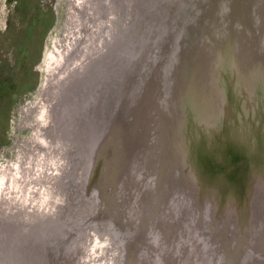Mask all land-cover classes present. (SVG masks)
<instances>
[{
	"label": "bare ground",
	"instance_id": "obj_1",
	"mask_svg": "<svg viewBox=\"0 0 264 264\" xmlns=\"http://www.w3.org/2000/svg\"><path fill=\"white\" fill-rule=\"evenodd\" d=\"M114 1L115 0H82L79 2L80 5L75 6V7L72 6V8H71V9H73L72 16H73L74 20L76 19L79 23V24H77L76 22L73 21L74 24L72 26L76 25L77 29H80L82 33H80V35L78 34L79 35L78 37L76 35H73V32L70 33V35H69V37L66 40L65 45H64V51H65L64 54H63V51L57 54V57H56L57 61H56V68H55L56 70L55 69H54L55 71L52 70L53 71L52 73L54 74L55 77L53 76L54 79H52V81L50 80V84H51V87L53 86L52 87L53 89L46 91V93H45L46 94L45 102L48 103V107L45 108V119H44L45 122H44V124L45 123H47V124H46V128L41 129V134L43 135L44 145L46 146V148L48 150L52 151L53 153L56 152L57 155H59V154L65 155L64 158L66 159V162H65L66 166H67V164L70 163V162H68V160L70 161V158H72V157L74 158V161L76 164L74 166H76L75 168H76L77 172H79L78 173L79 181L82 182V183L81 182L79 183V188H77L74 192L75 196L74 195L73 196H74L75 203L77 202V199H78L77 198L78 197L77 192L80 194L84 192L82 190V188L84 187L83 185H86V188L88 189V194H90L94 197L99 196V193H101L100 194L102 196L101 201L106 205V208L103 210L104 213H102L98 219H96V220L94 219L93 221L90 222L91 224L94 223L92 226H95L98 228L102 227V229L100 231L103 233H106V234L111 232L113 227L116 229L118 228L120 230V232L117 233V237H119L118 234H121L123 232H129V233H127L129 239L128 238L126 239V240H129L128 241L129 243H127L126 240L123 241L122 239L116 237L120 241V242L118 241V243L120 244V249L122 248V251H119V252H121V257L124 256V258L128 259V261H129V262L127 261L125 263L126 264H129V263L130 264H153V261H152V263L150 261H146V258H144L142 256L143 253L141 251L138 252V250L140 249L139 246H140L141 240H142V238L145 237V234L147 233L149 236L148 241H147L148 242L147 248L149 250L151 249L153 251H156L158 248H161L162 250L166 251V255H167V250H170V248L173 244H174V246H173L174 250H177L178 247L180 246L179 242L181 241V239H178L180 237L179 233H181V235L184 236V231H185V234H187V235L193 231L192 230L193 221H191V218H189V217H188L189 218L188 219L186 217V215H182V217H180L179 221L177 222V225L175 228L176 230L178 228L179 231L177 233H174V234H171V232H170V234L172 236L169 239H167L165 236H163V234H165V233H163V232H165V231H163V225L160 226V225H156V223H155L156 212H153L154 206L152 205L150 207L153 209V210H151V212H153V214L149 213V215H148L149 206L144 207L142 205V202L140 204H138L139 197H140V199H142V197L144 195L149 194V191L147 190L148 187L143 188V187H145V185L143 184V181L145 180L146 176H152V175H155V173L158 174L159 171H162L163 175L167 176L168 178L173 176L174 178L179 179V177H181L183 180H180V181H182V183L185 186H187L188 188H189V186H191V185H189L190 184L189 179H191L192 181L198 182V178H197L198 176L197 175H200L201 178H204V179L209 178L210 180H212V178L214 177L216 181H219V182L226 184L228 181L226 178H224L222 176V174H220V172L224 171V175L227 178H229V180H230L235 173L234 166H232V164L234 162H236V160L239 159L238 164H236V166H235L237 175L239 177L238 181L235 180V177H233V180L229 181V186H226V187L223 186V188L224 189L229 188V189L233 190L235 192V194H239L240 191H242L244 189L243 188L244 183L242 184V182L244 181L243 177H247V179H249V181H250L249 182V186H250L249 192L252 193L251 196L254 195L256 197V196H258V192H256L255 187H253L254 179H252V177L256 173H258L259 170L256 167L255 168H252V166L250 167V165H249V167L246 166L247 163H245V162L248 160V155H246V152L243 149H240V148L236 149V150L233 149L235 147H241L240 141L238 139H235V141L231 144V146L233 147L232 149L234 150V152L231 154L232 157L231 156H225L223 159H221V161H215V162L214 161L210 162L208 158L206 159L205 158L206 153L203 150V146L208 145V144H204V143L208 141L209 137L207 135H205L203 132L195 133V134H198L200 136V138H197L196 136L189 137L190 132H187L188 129H182V126L179 125L180 122L174 121V117H175L174 112L171 108V105H169V103L166 101L165 95H163L162 98L160 97L162 100L161 99L156 100L157 108L159 110H161L162 112H164L165 114L167 111L168 116L170 117V119L173 122L171 120L167 119L166 120L167 125H165L164 122L160 120V116L162 114L158 111H157V113H154V114L151 113V114L147 115L148 110L153 111V106H154L152 88H148V90H146V97H145V99L142 100V110L144 112L143 113L144 118L141 119V123L144 126L143 127L144 130H142V132L140 134H138L137 141L135 142L133 140L132 135H131V131L122 125L120 128L121 129L123 128L124 131L123 130L121 131V129H120V131H118V134L120 135V137L122 139V140H120L119 145H117L118 150L117 149L114 150V147L116 146L115 143H113L111 146L109 145L110 144V137H111L110 136L111 135V127H109L110 126L109 120L111 119L112 122L113 121H122V119H120V118H122L121 116L123 115L120 111L116 110V108L112 111V114L114 113L113 114L114 116L111 114V116L109 117L108 112H107V110L109 111V109H110L108 106L111 103V96H112V90H113L112 86L114 84V78L118 76L119 71H120V75H121V72L123 75L124 55H125V51H123V46H122L121 51L118 53V59L116 57V49H117L116 44L117 43L114 39L115 35L112 36V33L115 32L116 29L119 27V24H117V22L119 23V17H117L115 15L114 8L111 7L112 4L113 5L116 4V3H114ZM250 1L255 2V0H250ZM109 2L112 4L110 5ZM117 2H118V0H117ZM126 3H127V1H126ZM131 4L134 5L133 3H131ZM249 5H250V2H249V0H247L244 3V6L242 7L243 12L241 14L239 13L238 8H236L237 6L232 5V7H230L228 10L230 12L229 15L227 14V12L222 11L220 14V17H219L218 13H216L217 15L212 16V18H210V16H208V18H206L203 21L204 24H202L201 32L198 36V39H196V41L193 43V45L191 47L192 52L190 53V57L193 54V52L197 49V47L199 46L200 50L204 49V53H203L202 58L203 59H206V58L209 59L207 61L204 60L205 64L208 63L209 65H211L213 67L214 66H216V67L221 66L224 64L226 66V72L227 71L231 72L230 75H231L232 79H235L238 84L244 83L247 85V86L246 85H244V86L250 90V93H251L250 97L252 99L251 103L253 104V106L255 108V109H253V114H255V116L252 117V119H251L253 130L249 133V136H250V139L254 140V142H255L256 140H258L261 137L260 132L262 130H264V49H260L264 45V30H261L262 32L256 30L257 21H256L255 17L253 16V11L251 10ZM184 6L185 5H183V8H184ZM200 6H203V4H201ZM200 6H198V7H200ZM203 7H201V8H203ZM261 8H262L263 12L261 15V11H260V15L264 21V4H263V7H261ZM178 11H180V8L178 9ZM196 13H197V11H196ZM202 14H203V12L201 11L200 15H202ZM244 14H246V16ZM192 15L193 14H191L190 16H192ZM129 17H130V12L128 10L125 12V8H124L123 9L122 26H123V23H124V25L126 24L125 21H126V19L128 21ZM240 17H241V21H242L241 23H240V21L236 20V19H240ZM195 19H199V17L195 16ZM84 21L86 23H83ZM259 24H260V26L264 27L263 23H259ZM263 27H261V28L263 29ZM131 28L132 27L128 25L127 28H125L126 30L125 29L123 30L122 43L124 42V34L126 33V31H127V33H129V30ZM256 41H257V43H256ZM220 72H221V69H219L216 72V75H220L219 77H222L223 74H221ZM105 75H106L105 82H106L107 87L105 88L106 90H104V92H103L102 86L105 83V82L103 83ZM210 75H213L212 71H211ZM224 77H225V75H224ZM187 84L188 83H186V82L185 83L181 82L182 86L183 85L187 86ZM45 89H47V88H45ZM241 94L243 95V98L247 97L246 92L243 91ZM145 103H146V106H145ZM90 108H93V109H90ZM85 111H87L86 114H84ZM233 112H234V109H232V113ZM167 114H166V117H167ZM259 114L261 116L262 115L263 116L260 117ZM146 115H147V122L145 120ZM125 118H126V115L124 114L123 115V122L124 123H126ZM241 118H244V115H242ZM157 121H159L158 125H157ZM244 121H246V117L244 118ZM26 122H28V121H26ZM85 122L88 123V128H86ZM105 123L107 124V127L105 126ZM164 126L166 127V129H168V137H166V135L163 136V130H165ZM94 129H95V131H94ZM188 133H189V135H188ZM102 136H105V137L107 136L106 142H103L105 140L104 139L102 140ZM164 137H166V138H164ZM187 137H189V138H187ZM36 138H37V136H36ZM83 138L85 139L84 147H81V149H80L79 144ZM160 138H161V140H160ZM157 139L159 140V142L158 141L156 142ZM150 140L152 141V143L150 142ZM205 140H207V141H205ZM211 141H212V139H211ZM42 142H43V140H42ZM71 142H73V144H70ZM242 142L245 143V145L247 144V147L246 148L244 147L245 149H247V148L250 149L253 146V143L247 141L245 138H242ZM214 143L222 146V143H220L219 141H216ZM30 145H31V143H30ZM39 146H41V144H39ZM73 146H74V149H73ZM81 146H82V144H81ZM92 148H93V150H92ZM35 150H37V149L35 148ZM33 151H34V147H33ZM79 151H81L80 153L82 154V157L87 161V164H88L87 169H85V172L82 169H79V161L81 164V159H82L80 157L81 154L79 153ZM84 151H85V153H84ZM28 152H29V150H28ZM38 152H39V148H38ZM33 153H35V152H33ZM190 153H192L191 155H193V160H192L193 163L190 164L189 162L188 163L186 162L187 163L186 164V173L185 174L179 173L178 176H176V171H179V167L177 165H179L182 169H185V166L182 167V162L185 159H186V161L188 160ZM193 153H195V155ZM226 153H229L228 149H226L225 154H222V155H227ZM50 154H51V152H50ZM96 155L99 159L98 162L96 161V158H95ZM34 156H35V154H34ZM220 156H221V154H220ZM39 157H41V156H39ZM56 157H59V156L55 155V158ZM212 157L214 158V156H212ZM23 158H24V155H23ZM38 158H36V159H38ZM47 158H46V160H47ZM232 158L235 160H232ZM227 160H229V161H227ZM31 161L33 162V160H31ZM61 161H63V160H61ZM12 162L14 164L15 160ZM60 163H62V162H60ZM127 163L133 167L132 175L126 170V171H124L123 175L121 176L120 173L124 169V164H125V168L128 167V166H126ZM52 164H53V162H52ZM12 165H10V166H12ZM22 165H23V163H22ZM32 165L35 166V163ZM36 165H38L37 161H36ZM188 165L191 168L188 167ZM1 167H2V165H1ZM22 167H25V165L21 166L20 168H22ZM16 168H17V166H16ZM66 168H68V167H66ZM107 168H110L111 171H117L116 176H120V179H118L117 182L115 181L116 183H114V181H113L114 185H112V183H110L108 180L105 181L106 184H104L103 183L104 181L97 174V171L99 169L106 171L105 169H107ZM29 169H30V167H29ZM37 169L38 168H36V171H37ZM142 169H143V171H144V169L146 171L145 172L140 171ZM19 170H21V169H19ZM26 171H28V170H26ZM41 171L42 170H40V174H41ZM46 171L47 170H45V172ZM59 171H62V170L59 169ZM38 172H39V169H38ZM139 172H140V174H139ZM142 172L144 174L146 173L144 175V180H142L143 179ZM19 173H20V171H19ZM57 173H55V174H57ZM64 173H65V170H64ZM64 173L61 172L60 174H57L58 175L57 178L55 177L56 181L54 180V186L58 185L57 189L60 188L61 191H59L60 189L58 191L62 193V196L60 198L61 201L59 200L60 205L59 206L57 205L59 207V210H57V211L53 210L52 212L41 211L38 214L34 213L35 215L31 213L33 216L30 214L31 215L30 219L33 223L28 222V224L30 223L29 227L26 226V227H28V229L25 232H23V233H26L25 238H24V243H27V241H28L27 235L31 234V237H32V239H31L32 243L31 244L33 246H38V247L33 248V249L30 248L28 254L23 252V250L19 249V248L16 252L17 254L13 253V251H12V253H10V256H11L12 261L15 262V264H25L26 260H27L26 264H51V261H50L51 260V258H50L51 253H53L54 250L58 248V244L61 243V240L59 237L55 236L58 234L56 232H54L51 235H49L51 238L50 242L45 243V242L41 241L40 240L41 236L38 237L37 232H38V230L41 231L42 227L45 228L46 226L44 224L41 227L38 223H35V221H39L42 218H44V220L46 219L48 222H50V220H54L55 217L58 216V214H60L59 218H61L60 217L61 214H62V216L65 214V213L63 214V211L65 210L66 207H65V205L63 206V204L67 202V198H66L67 196L65 195V191L62 190V188L64 186L66 187V183L69 182L68 181L69 178L67 175H65L66 177L63 176ZM22 174H24V173H21L20 175H22ZM34 174H37V173L34 172ZM40 174H39V176H40ZM74 174H76V173H74ZM6 175L8 177V173ZM20 175H18V177ZM24 175H26V173ZM24 175H22V176H24ZM32 175L33 174H31V177H32ZM18 177H16V178H18ZM25 177H22V179ZM29 177L30 176L28 175V179H30ZM51 177L52 176H50V178ZM64 177H65V179H64ZM10 179H12V178H10ZM36 179H38V178H36ZM47 179H46V181H47ZM51 179H50V181L48 180L49 183L53 182V181H51ZM7 180H8V178H7ZM82 180H84V182ZM4 181L7 183L6 180H4ZM25 181H27V178H26V180L24 179V182ZM30 181L31 180H29V182ZM36 181L37 180H35L34 182L36 183ZM154 181H155V177H153V186H154ZM32 182H33V180H32ZM15 184H17L16 181H15ZM51 184H53V183H51ZM21 186H22V184H21ZM27 186L23 185L22 187L25 188ZM261 186H263L262 187L263 192H261V193H264V183ZM51 187L52 186L50 185V188ZM193 187L194 186L192 185L191 188L193 189V191H196L197 190L196 187H194V188ZM40 188H41V186H40ZM44 188L45 187H43L42 190H44ZM35 189H36V187H35ZM57 189L55 192H57ZM181 189H184L183 186L181 187ZM53 190H54V188H53ZM22 192L23 191H21V193ZM25 192L27 193V191H25ZM25 192H23V193H25ZM133 192H135V194H133ZM208 192L209 191H207V189H206L204 196H208L209 195ZM21 193L20 194L18 193V194L21 196L22 195ZM39 193H40V191H38V194ZM84 193H86V192H84ZM52 194H54V193H52ZM23 195L25 196V194H23ZM114 195H116L117 198L122 197V196H127V195L128 196H132V195L135 196V199L138 198V200L136 199L137 200L136 202L138 204V209H136V211L133 213L132 217H135L137 219L136 215H139L142 212H144L142 214L144 218H147V216H148V219L153 218L152 220H154V221H150V222L144 221L143 222L144 226L141 227V226L137 225L138 228H135V229H131V228H133L132 225L134 223H137V220L135 218H133L132 224L129 221L130 224L128 222H126V224H124V222H123L121 225L120 219L118 218V216L120 215L119 212L118 211H111L113 216H110L109 211H108V209L111 208L112 205H114V202H115L114 201L115 200ZM107 196L108 197L110 196V198H108ZM3 197H0V199H3ZM103 197H104V199H103ZM210 197H212V195H210ZM17 198H18V196H17ZM26 198H27V196H26ZM32 198H33V196H32ZM37 198H39V197H37ZM41 198L43 199L44 197H41ZM13 199H12V201H14ZM19 199H20V197H19ZM90 199H91V203H93V199L92 198H90ZM8 201H11V200L8 199ZM26 201H25V203H26ZM33 201H34V199H33ZM41 201H43V200H41ZM50 201H52V203H53V200H50ZM14 202H12V203H14ZM17 202L20 203L19 201H17ZM40 202H38V203H40ZM48 202L46 203V205H44L45 207L47 206ZM21 203H22V201H21ZM26 204H28V203H26ZM83 204H85V203H83ZM24 205L25 204H23L22 206H24ZM76 205H77V203H76ZM39 206H40V204H39ZM20 207H18V209H20ZM28 208H30V207L28 206ZM4 209H5V207L3 208V211H4ZM77 209L78 208L76 207L75 218L80 217L79 215L77 216V212L78 213L80 212V210L77 211ZM15 210L18 211L17 207ZM10 212H11V210L9 211V214H10ZM15 212H13V213H15ZM32 212H33V210H32ZM92 212H93V210H92ZM16 213H19V212H16ZM207 213L208 212L206 211L205 212L206 216H204V217H207ZM0 214H3V212ZM6 214H8V213L6 212ZM44 214L45 215L47 214V216H44ZM67 214H69V213H67ZM104 214H109V216L111 217V219L108 217L109 218V224H105V221H108V220L102 219L101 216ZM170 214H171V212L169 213V217H170ZM3 216L4 215H2V217ZM5 216L7 217V215H5ZM65 217H69V216L65 214ZM28 219H29V217H28ZM24 220H26V219H24ZM72 220H73V218H72ZM102 220H105V221H102ZM0 221H1L0 226H6L5 228H7V226H11V224H10L11 220H10V222L3 221L2 219ZM134 221H136V222H134ZM4 222H6V223H4ZM12 222H14V221L12 220ZM18 223H19V221H18ZM76 223H77L76 221L73 222V224H76ZM114 223H115V225H114ZM13 224L15 225V222ZM22 224H24V223H22ZM28 224L26 223L24 225H28ZM31 224H34V225H31ZM250 224L251 223H248V230L244 234H242L243 237L246 236L248 239L250 238L249 230L254 229L252 224L251 225ZM17 225L19 226V225H21V223H19ZM123 226H126L125 230L123 229L124 228ZM151 227H154L153 232H151L152 229H149ZM3 229H4V227L0 228V243H1L0 244V254L4 253L6 248L9 249L8 248V246H9L8 235H7V232H5L6 229H4V232H2ZM116 229L114 232H116ZM201 229L204 230L205 228L203 227ZM201 229H199V230L201 231ZM77 232L78 231H73V233H77ZM167 232H169V231H167ZM70 233H72V231ZM172 233H173V231H172ZM219 233L222 234V232H219ZM150 234H151V236H150ZM68 235L71 236V234H68ZM255 236L253 238L254 240L253 239L246 240V238H245V240L243 239V241H241V243L244 244L245 247H242V246L241 247L240 246L235 247L234 245L231 246L230 242L235 243V241H234L235 238H233V236L230 237L231 239H229V237H228L227 240H223L222 241L223 248H220L219 251H221V250L225 251L226 254L221 253L219 258H217L218 261H215L216 259H214L211 264H225L226 257H228L230 259V262H229L230 264H236L238 257H240V262H241L240 264H264V243L263 244L260 243L261 246H258L256 244L258 241H256ZM150 237H152V238H150ZM161 237H162V244L158 245V246L156 245V247H154L153 242L155 240L159 241L161 239ZM263 237H264V235H263ZM196 238H197V235L195 234V240H196ZM66 241H67V239L64 242H66ZM248 241L250 243L254 244V245L250 246L249 248L250 249L254 248V250L256 252L250 251L249 253H247L245 251L247 244H249ZM69 242L70 241H68V243ZM123 242H124V247H126V253H125V250L123 249L124 248ZM68 243H67V245L63 246L64 247V254L61 257V259H62L60 262L61 264H68V261L70 262L71 258H72V260H75L77 258L75 256H77V254L79 253L78 252L79 250L78 251L76 250L78 252L77 253L73 249L75 247L70 248L68 250L67 249ZM79 243H81V242H79ZM22 244H23V242H22ZM237 245H238V243H237ZM79 246H81V245L79 244ZM198 247H199V249L197 248V250L198 251L200 250V252L198 253V251H196V257L199 259V261H201V259H202V263L204 262L203 264H208L207 260L213 257V255L211 253L212 252L211 249L207 250L208 248H207V246H205V242L202 244H199ZM85 249L83 251H85ZM1 250H3L4 252ZM47 250H49L50 252L47 253ZM203 250H204V252H203ZM73 251L76 252V253H74V255H73ZM35 252H39V253H35ZM202 252H203V254H202ZM209 252H210V254H209ZM69 255L71 256L70 259H68ZM139 255H140V257H138ZM209 255H211V256H209ZM108 256H109V254H108ZM1 257L2 256L0 255V258ZM74 257H75V259H73ZM32 258H34V262H32V260H31ZM159 258L161 259V256ZM84 259H85V256H84ZM89 259L90 258H88V260ZM12 261H11V263H12ZM117 261H116V264H122L121 261H119V260H117ZM71 262H73V261H71ZM170 262H172V261H170Z\"/></svg>",
	"mask_w": 264,
	"mask_h": 264
},
{
	"label": "rangeland",
	"instance_id": "obj_2",
	"mask_svg": "<svg viewBox=\"0 0 264 264\" xmlns=\"http://www.w3.org/2000/svg\"><path fill=\"white\" fill-rule=\"evenodd\" d=\"M80 1H82V0H0V171H1L0 172V180H1L0 181L1 182L0 183V186H1L0 187V197L6 196L5 198L3 197V199H0V208L2 207L0 210L3 212V214H0V220L2 219L3 221H7V222H10V220H11V222H10L11 226H7V229L5 231V232H7V235H8V240H9L8 248L9 249L6 248L5 252L3 250H1L4 253L0 254L2 256L0 258V264H12V263L15 264V262H13L11 259L10 253H12V251H13V253L17 254L16 252H17L18 248L22 249L23 252L28 254L30 248L33 249V248L38 247V246H33L31 244L32 243L31 234L27 235L28 241H27V243H24V238H25L26 233H23V232H25L28 229L30 223H33L30 219L32 214H34V213L38 214L41 211L52 212L53 210H55V211L59 210V207H58L60 205L59 200L62 196V193L59 192V191H61L60 188H59L60 190L57 189L58 185L54 186V180L57 178V176H58L57 174H60L61 172L64 173V170H65V173L63 174V176L67 175L69 178L68 179L69 182L66 183V187L64 186L62 188V190L65 191V195L67 196L66 197L67 202L63 204V206L65 205V207H66L65 210L63 211V214L65 213L69 217H65V214L62 216V214H61V216H60L61 218H59L60 214H58V216H56L54 220H50V222H48L46 219H45L46 220L45 221L44 218H42L43 220L41 219L42 221L41 220L35 221V223H38L41 227L44 224L46 226L45 228L42 227L41 231L38 230V232H37L38 237L41 236L40 237L41 241H43L45 243L50 242L51 238L49 235H51L54 232H56L58 234L55 236L59 237L61 240V243L58 244V248L55 249L53 253H51V257H50L51 258V260H50L51 264H59L61 262V260H62L61 257L64 254V247L63 246L67 245L68 241H70V242L68 243L67 249L69 250L70 248L75 247L73 249L75 251L79 250L78 252L80 253L79 254L76 251L78 254H77V256H75V257H77L76 259H75V257L73 258L75 260H72L71 256L69 255L68 259H70V258L71 259H70V262L68 261V264H116L117 260L121 261L122 264H126L125 262L128 261V259L124 258V256L121 257V252H119V251H122V248L120 249V244L118 243L119 239H117V238H120L123 241L126 240L127 238L129 239L128 234H127L129 232H123L122 231L123 233L118 234L119 237H117V233L120 232V230L118 228L116 229L113 227L112 231L109 232L108 233L109 235H108V234L100 231L102 229V227L98 228V227L92 226L94 223L91 224L90 222L93 221L94 219L95 220L98 219L100 217V215L102 213H104L103 210L106 208V205L101 201V199H102V196L100 195L101 193H99V196L94 197V196L88 194V189L86 188V185H83L84 187L82 186L83 187L82 190L86 193L83 192L80 194L77 192V196H78L77 198L78 199H77V202H76L77 205H76L75 200H74V196H75L74 192L77 188H79V183L81 181H79V178H78L79 172H77V170L75 168L76 166H74V165H76L74 158L73 157L70 158V161L68 160V162H70L69 163L70 165L67 164V166H66V163H65L66 159L64 158L65 155H61V154L57 155L56 152L53 153L52 151L48 150L46 148V146L44 145L43 135L41 134V129L46 128V124H47V123L44 124V122H45V120H44L45 119V108L48 107V103L45 102V98H46L45 93H46V91L53 89L52 88L53 86L51 87L50 80L52 81V79H54V77H55L54 74L52 73L53 72L52 70H54L56 68L57 54L62 52V51L64 54V52H65L64 51V45H65V42L68 39L70 33L73 32V35H76L77 37L80 35V33H82L80 29H77L76 25L72 26L74 24V22H76L77 24H79V23L76 19L74 20V18L72 16L73 9H71V8H72V6L75 7V6L80 5V3H79ZM126 1H127V3H126ZM260 2H261V0L256 1V3H260ZM262 2L264 3V0H262ZM114 3H116V4L113 5L112 3H110V5L112 4L111 7L114 8L115 15L117 17H119V23L117 22V24H119V27L116 29L115 32L112 33V36L115 35L114 39L117 43L116 45L118 47H121L123 30L125 28H127V26L130 25L132 22V18H130V17H131V11H133V6L131 3L134 4V8H135V5H136V7H138L140 0H132V1L131 0H129V1L128 0H118V2H117V0H115ZM124 8H125V12L127 10L130 11V17H129L128 21L126 19V21H125L126 24L124 25V23H123V26H122L123 9ZM83 23H86V22L84 21ZM105 79H106V75L104 76L103 83L105 82ZM104 84L102 86L103 92H104V90H106L105 87H107L106 82ZM45 88H47V89H45ZM25 120L28 122H26ZM187 132H190L189 137L196 136L197 138H200V136L198 134L194 133V130H188ZM188 135H189V133H188ZM205 135H208V134H205ZM36 136H37V138H36ZM189 137H187V138H189ZM208 137L209 138H208L207 142L209 143V142H211V136H208ZM42 140H43V142H42ZM84 142H85V139L83 138L79 144L80 149H81V147H84ZM212 142H214V141H212ZM30 143H31V145H30ZM39 144H41V146H39ZM70 144H73V142H71ZM81 144H82V146H81ZM33 147H34V151H33ZM35 148L37 150H35ZM38 148H39V152H38ZM73 149H74V146H73ZM28 150H29V152H28ZM33 152H35V153H33ZM50 152H51V154H50ZM80 152L81 151H79V153ZM84 153H85V151H84ZM34 154H35V156H34ZM191 154L192 153L189 154L190 155L189 156L190 161L193 160V155H191ZM193 154L195 155V153H193ZM23 155H24V158H23ZM55 155L59 156V157L55 158ZM39 156H41V157H39ZM80 157L82 159H81V164L79 161V169H82L85 172V169H87L88 164H87V161L82 157V154ZM36 158H38V159H36ZM46 158H47V160H46ZM60 159L63 161H61ZM14 160H15V162L13 164L12 161H14ZM31 160H33V162L35 163V166L32 165L34 163ZM36 161H37L38 165H36ZM52 162H53V164H52ZM60 162H62V163H60ZM22 163H23V165H22ZM1 165H2V167H1ZM10 165H12V166H10ZM24 165H25V167L20 168L21 166H24ZM16 166H17V168H16ZM29 167H30V169H29ZM35 167L39 169V172H38V169L36 171ZM66 167H68V168H66ZM18 168L21 170H19ZM59 169L62 171H59ZM24 170L25 171L28 170V171L25 172ZM40 170H42L41 174H40ZM45 170H47V171L45 172ZM19 171H20V173H19ZM140 171H143V169ZM145 171L146 170L144 169L143 172H145ZM34 172L37 174H34ZM54 172L55 173L58 172V173L55 174ZM143 172H142V174H143L142 180H144V175L146 174V173L144 174ZM7 173H8V177L6 175ZM16 173L18 175H20L21 173H24V174L26 173L27 176L22 174L24 176L20 175L19 176L20 178H19ZM74 173H76V174H74ZM31 174H33L34 176L32 175V177H31ZM39 174H40V176H39ZM139 174H140V172H139ZM28 175L30 176L29 177L30 179H28ZM50 176H52L53 178L51 177L52 178L51 179ZM16 177H18V178H16ZM22 177H25V178L22 179ZM65 177H64V179H65ZM153 177H155L154 186H153ZM7 178H8V180H7ZM10 178H12V179H10ZM26 178H27V181L24 182V179L26 180ZM36 178H38V179H36ZM49 178L51 179V181H53V182H51L53 184L49 183V181H50ZM46 179H47V181H46ZM4 180H6L8 184ZM29 180H31V181L29 182ZM32 180H33V182H32ZM35 180H37L36 183L34 182ZM180 180H183V179L181 177H179V179L173 178L172 176L168 178L167 176L163 175L162 171H160L158 174L155 173V175H152V176H146L145 180L143 181V184L145 185V187H143V186L142 187L143 188L148 187L147 190L149 191V194L144 195L142 197V199H140V197H139V200H138V198H136L138 200V204H140L142 202V205L144 207L149 206L148 215H149V213L153 214V212H156L155 223H156V225H160V226L163 225V231H165L163 233H165V234H163V233L162 234L167 239H169L172 236L171 234L177 233L179 231L178 228H177V230L175 228H176L177 222L179 221L180 217H182V215H186L187 218L188 217L191 218V221H193L192 230L194 227H196L199 224V221L201 219H203L204 216H206L205 215L206 211L208 212L207 215L213 213L212 216H214L213 220L215 222H213V221L212 222L214 224L211 225V223H210L211 221H209L207 219V217H205V221L209 222V230L208 231L201 229V228L205 227V224L202 223V225L199 224V225H201L199 228V229H201V231L197 228V229L193 230L194 232L192 231L186 236H185V231H184V236H182L181 233H179L180 237L178 239H181V241L179 242L180 246L178 247L177 250H174L173 249L174 244H173L171 246L170 250H167V255H166V251L162 250L161 248H158L156 251H153L151 249H150L151 250L150 251L147 248V246H148L147 241H148L149 236L146 233L145 237L142 238V240H141V243L139 246L140 249L138 250V252L141 251L143 253L142 256L144 258H146V261H150L151 263L153 261V264L154 263L155 264H177V263L178 264H203L204 262L202 263V259H201V261H199V259L196 257V251H198L197 248L199 249V247H198L199 244H202L205 242V246H207V248H208L207 250L211 249V251H212L211 253H212L213 257L212 258L209 257L210 259L207 260V263L211 264L212 259L215 256H217L218 253H219V256L221 253L226 254L225 251H222V250L219 251L220 248H223V246H222L223 240H220L219 237H217L219 235V232L226 230L225 232H227V234H226L227 239H228V237H229V239H231L230 238L231 235L229 236V232H231V230H232V234H235L237 232H240V234H243L242 231L246 232L248 230V222L246 221L247 220V214L244 211H237L239 209V204H241V202L239 203V200H237L234 205L231 203V205L228 206V208L230 210L229 211V216H230L229 220L230 221H228L226 219L229 222V223L227 222L228 224H226L227 228H225V226L222 227V223L225 221L224 220L225 215L224 214L222 215V213L216 214L213 212L212 209L209 208L210 207L209 201L206 199V196H204V193L207 189V191H209L208 193L215 194L218 197L217 198L218 201H221L223 196H226V194H225L226 192H224L225 190L223 191V183L216 181V180H213V182L211 183L210 179L206 180V182H205V180H202L201 178L198 179V182L192 181L191 179H189L190 180L189 185H191V186L193 185L197 189L196 191H193L191 186H189V188H188ZM15 181L17 184H15ZM82 181L84 182V180H82ZM21 184H22V186L23 185L27 186L28 184L30 186L28 185L27 187L24 188L21 186ZM50 185L52 187L54 186L53 187L54 190L52 187H51L52 189L50 188ZM261 185H260V188L258 189V196H256L259 199V202L257 203L258 205L256 207L259 218L256 220V222H254V224H252L254 229H251V231L249 232L250 238L248 239L246 236L243 237V235L241 236L240 234H237V237L234 239L235 243L230 242L231 246L234 245L235 247H238V246L245 247L244 244L241 243V241H243V239L245 240V238H246V240H251L254 238V236L256 234L257 235L255 236V239H256V241H258L256 244L258 246H261L260 243H262V244L264 243V237H263V235H264V193H261V192H263V188H262L263 186H261ZM40 186H41V188H40ZM182 186L184 189H181ZM35 187H36V189H35ZM43 187H45L44 190H42ZM56 189H57V192H55ZM21 191H23V192L27 191V193L26 192L21 193ZM38 191H40L39 194H38ZM135 192H133V194H135ZM18 193L19 194L21 193L22 194L21 196L23 198ZM52 193H54L55 195ZM201 193H203V194H201ZM219 193H221V194H219ZM23 194H25V196ZM17 196H18V198H17ZM26 196H27V198H26ZM32 196H33V198H32ZM127 196H122V197L117 198V196L114 195V197H115L114 198L115 199L114 205H112V207L108 209L110 216H113L111 211H118L119 212L120 215L118 216V218L120 219L121 225L123 222H124V224H126V222L129 223V221L132 224L133 218H135V217H132V215L136 211V209H138V204L136 202L137 200L135 199V196H133V195L128 196V197ZM19 197H20V199H19ZM37 197H39V198H37ZM41 197H44V198L42 199ZM236 197L238 199L241 196H239V194H236ZM90 198L93 199V203H91ZM108 198H110V196ZM8 199L11 201H8ZM12 199L15 202L12 201ZM33 199H34V201L35 200L36 201L34 202ZM103 199H104V197H103ZM39 200L40 201L43 200V201L40 202ZM50 200H53V203ZM17 201H19L20 203H18ZM21 201L23 204H25L24 206H22L23 204L21 203ZM25 201L29 205L26 204ZM12 202H14V203H12ZM38 202H40V203H38ZM47 202H48V204L45 207L44 205H46ZM83 203H85V204H83ZM39 204H40V206H39ZM152 205L154 206L153 212H151V210H153V209L150 208ZM226 205H228V203H226ZM28 206L30 208H28ZM4 207H5V209L3 211ZM16 207H17L18 211L15 210ZM18 207H20V209H18ZM76 207L78 208L77 211L80 210L79 213L77 212V216L79 215L80 217L75 218ZM9 209L11 210L10 214H9V211H10ZM32 210H33V212H32ZM92 210H93V212H92ZM1 211H0V213H2ZM15 211L19 212V213H16ZM6 212L8 214H6ZM13 212H15V213H13ZM170 212H171V214L169 217ZM67 213H69L70 215ZM143 213L144 212H142L139 215H136L137 219L136 218L135 219L137 220V223H134V222H136V221H134L133 222L134 224L132 225L133 228H131V229L138 228V226H141V227L144 226V223H143L144 221H147V222L154 221V220H152L153 218L148 219V216H147V218H144L142 215ZM109 214H104L101 216L102 219L108 220V221L102 220V221H105V224H109V218L111 219ZM2 215H4V216L7 215V217L6 216L2 217ZM44 216H47V214L46 215L44 214ZM28 217H29V219H28ZM72 218H73V220H72ZM24 219H26V220H24ZM234 219H236L235 220L236 222L233 223L232 221ZM12 220L15 222V225L13 224L14 222H12ZM221 220H222V222H221ZM18 221H19V223H21V225H19V226L17 225V224H19ZM74 221H76L77 223L73 224ZM28 222H30V223L28 224ZM0 223H1V221H0ZM4 223H6V222H4ZM22 223H24V224L27 223L28 225H24ZM31 225H34V224H31ZM114 225H115V223H114ZM26 226H28V227H26ZM1 227H4V229H5V226H0V228ZM123 227H124L123 229L125 230L126 226H123ZM219 227H220V229H219ZM8 228L9 229L11 228V229L9 230ZM221 228H223L224 230ZM115 229H116V232H114ZM149 229H152L151 232L154 231V227H151ZM71 231H72V233H70ZM73 231H78V232L73 233ZM167 231H169V232H167ZM172 231H173V233H172ZM170 232H171V234H170ZM194 233L197 235L196 240H195V234ZM68 234H71V236H69ZM150 236H151V234H150ZM215 236H216V238H215ZM150 238H152V237H150ZM66 239H67V241L64 242ZM126 241H127V243H129L128 242L129 240H126ZM22 242H23V244H22ZM79 242H81V243H79ZM87 243L88 244L90 243V244L88 245ZM237 243H238V245H237ZM248 243H249V244H247L248 248L246 247L245 251L247 253H249L250 251H252V252L255 251L254 248L253 249L249 248L250 246H252L254 244L250 243L249 241H248ZM79 244L81 246H79ZM161 244H162V237L159 241L155 240L153 242L154 247H156V245L158 246ZM123 247H124V242H123ZM83 248L84 249L86 248L85 251H83L84 250ZM123 249L125 250V253H126V247H124ZM204 250H203V252H204ZM75 251H73V255H74V253H76ZM49 252L50 251L47 250V253H49ZM199 252H200V250L198 251V253ZM203 252H202V254H203ZM35 253H39V252H35ZM108 254H109V256H108ZM209 254H210V252H209ZM83 255L85 256V259H84ZM160 256H161V259L159 258ZM209 256H211V255H209ZM138 257H140V255ZM88 258H90V259L88 260ZM10 260L12 261V263ZM31 260H32V262H34V258H32ZM26 261H25V264H26ZM71 261H73V262H71ZM170 261H172V262H170ZM225 264H226V262H225Z\"/></svg>",
	"mask_w": 264,
	"mask_h": 264
},
{
	"label": "water",
	"instance_id": "obj_3",
	"mask_svg": "<svg viewBox=\"0 0 264 264\" xmlns=\"http://www.w3.org/2000/svg\"><path fill=\"white\" fill-rule=\"evenodd\" d=\"M246 1L247 0H140L138 7L135 5L134 8V5H132V22L129 25L132 28L129 30V33L126 31L124 34V42L121 47L116 45L117 59L122 46L123 51H125L123 75L122 72L120 75L119 71L118 76L114 78L111 103L108 106L110 109L108 108L109 111L107 110L109 117L115 108L123 115H126V123L123 122V115L121 116L122 118H120L122 121L112 122L111 119L109 120V127H111L109 145L111 146L115 143L116 146L114 150L118 148L117 145H119L120 140H122L118 134L122 125L131 131L132 138L135 142L138 139V134L144 130V126L141 123V119L144 118L142 100L146 97V90L152 88L154 106L153 111L148 110L147 115L157 113L158 111L162 114L160 120L167 125L166 120L171 119L167 111L166 117V114L157 108L156 103L157 99H161L163 95H165L166 101L171 105L174 112V121L180 122L179 125L182 126V129L194 130V133L203 132L204 134H208L207 136H211L212 141H219L222 143V146L212 141L204 143L208 144L203 146V150L206 153L205 158H208L210 162L221 161L225 156L232 157L231 154L234 150L239 148L243 149L246 155H248V160L245 162L247 163L246 166L249 167L250 165V167H256L259 170L258 173L252 177V179H254L253 187H255L256 192H258L260 185L264 183V130L260 132L261 137L255 141L256 143L254 140L250 139L249 133L253 130L251 119L255 116V114H253V109L255 108L251 103L250 90L244 86L246 84H238L235 79H232L230 75L231 72H226V66L224 64L217 67H213L208 63L205 64L204 60L207 61L209 59L202 58L204 49L200 50L199 46L190 57V53L192 52L191 47L196 39H198L202 24H204L203 21L208 18V16L212 18V16L217 15L216 13H218L220 17L222 11L227 12L229 15L230 12L228 10L232 5H236V8H238L241 14L243 12L242 7ZM256 1L258 0H255V2L249 0V6L257 21L256 30L262 32L261 30H264V27L260 26L259 23L264 24L263 18L261 17L263 12L261 7H263L264 3L262 0L260 3H256ZM201 4H203L204 7L200 6ZM183 5H185L184 8ZM179 8L180 11H178ZM201 11L203 12L202 15H200ZM191 14L193 15L190 16ZM244 15L246 16V14ZM195 16H198L199 19H195ZM236 20L240 21V23L242 22L241 17ZM261 27H263V29ZM260 49H264V45ZM219 69H221L220 73L223 74L222 77L216 75ZM211 71L213 75H210ZM181 82H186L188 84L187 86H182ZM243 91L247 93V97L245 98H243L241 94ZM232 109H234L233 113ZM86 112L87 111H85L84 114H86ZM147 115L145 116L146 122ZM242 115H244V118L246 117V121H244V118H241ZM262 116L260 115V117ZM158 124L159 121H157V125ZM85 126L88 128L87 122H85ZM105 126L107 127L106 123ZM164 128L163 136L166 135V137H168V129H166L165 126ZM122 130L124 131L123 128L121 131ZM242 138L252 142L253 146L250 149H245L247 144L245 145V143L242 142ZM103 139L105 140L103 142H106L107 136H102V140ZM235 139L240 141L241 147L233 148L231 146ZM157 141L159 142L158 139L156 142ZM150 142L152 143L151 140ZM226 149L229 150V153H226L227 155H222L225 154ZM97 155L95 158L98 162L99 159ZM212 156H214V158ZM232 160L235 159L232 158ZM186 162L190 164L193 163L189 158L187 161L186 159L183 160L182 167L185 166V169L177 165L179 171H176V176H178L179 173H186ZM238 162L239 159L234 163L232 162L235 171L233 177H235L237 181L239 177L235 166ZM126 166L128 167L125 168L124 164V169L120 173L121 176L126 170L132 175L133 167L128 163ZM188 167L190 166L188 165ZM105 170L106 171L99 169L97 171L98 176L101 177L104 184H106L105 181L108 180L114 185V183L120 179V176H116L117 171H111L110 168ZM220 174L228 181L226 184L223 183V186H229V181L233 180V177L229 180V178L224 175V171H221ZM197 176L198 179L201 178L200 175ZM201 179L205 180V182L209 180V178ZM213 180H215L214 177L211 183ZM243 180L242 184L244 183V189L240 191L239 196L241 197L238 199L235 192L229 188H223V191L225 190L224 192H226V196H223L221 201H218V197L215 194L209 193V195L206 196V199L209 201V208L216 214L222 213V215H225V221L222 223V227L225 226V228H227L226 224L230 221V210L228 206L231 205V203L234 205L237 200L241 202L237 211H246V221L248 223L254 224L259 218L256 210L259 199L254 195L255 198L251 196L252 193L249 192V179L243 177ZM210 195H212V197H210ZM226 203H228V205H226ZM207 219L211 221V225L214 224L213 222L215 221L213 220L214 216H212V214L207 215ZM235 220L236 219L232 222H235ZM202 223L205 224L204 230L208 231L209 222L205 221V217L199 221V224L202 225ZM199 224L197 225L198 227H194L193 230L199 229L201 226ZM225 231L226 230L222 231V234L219 233L217 236L220 240H227V232ZM250 231L251 230H249V232ZM242 233L244 234L245 232L242 231ZM237 234H240V232L235 234H232V230L229 232V235L233 236V238H236ZM186 235L187 234H185V236ZM240 235L242 236V234ZM217 258H219V253L212 261L214 259L218 261ZM229 262L230 259L226 257V264H230ZM240 263V257H238L236 264Z\"/></svg>",
	"mask_w": 264,
	"mask_h": 264
}]
</instances>
